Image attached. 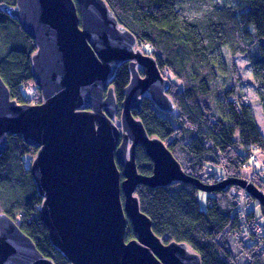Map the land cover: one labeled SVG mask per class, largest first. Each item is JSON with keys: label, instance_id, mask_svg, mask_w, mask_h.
Here are the masks:
<instances>
[{"label": "water", "instance_id": "obj_1", "mask_svg": "<svg viewBox=\"0 0 264 264\" xmlns=\"http://www.w3.org/2000/svg\"><path fill=\"white\" fill-rule=\"evenodd\" d=\"M3 10L35 43L30 70L41 99L17 102L0 76V155L8 136L19 135L36 148L29 169L42 199L39 218L67 264H201L187 243L166 242L153 232L140 210V185L183 182L207 193L233 185L264 216V191L252 181L228 177L204 183L185 173L164 142L147 133L137 117L144 97L161 112L177 111L168 94L170 80L105 0H16ZM123 63L130 78L118 104L111 82ZM139 147L152 162L151 174L137 169ZM0 264L55 263L0 212Z\"/></svg>", "mask_w": 264, "mask_h": 264}, {"label": "trees", "instance_id": "obj_2", "mask_svg": "<svg viewBox=\"0 0 264 264\" xmlns=\"http://www.w3.org/2000/svg\"><path fill=\"white\" fill-rule=\"evenodd\" d=\"M105 1L170 80L168 94L177 111L161 112L144 97L137 117L147 133L164 142L185 173L204 183L243 177L264 191L262 173L248 167L255 162V153L264 154V133L243 91L245 84L253 85L264 117V0ZM15 3L0 0V76L13 99L36 103L40 93L30 70L35 43L3 10ZM238 57L247 62V83ZM129 78L123 63L111 82L118 104ZM7 140L0 155V212L18 224L44 256L67 264L39 218L42 199L28 165L36 148L19 135ZM136 165L140 173H152L142 147L137 149ZM233 190L240 188L232 185L207 193L191 183L176 182L155 188L140 185L136 195L153 232L166 242L187 243L201 264H238L242 256L247 264H264L260 244L236 235L240 222ZM253 215L255 207L250 209L249 216ZM126 235L135 237L129 220Z\"/></svg>", "mask_w": 264, "mask_h": 264}, {"label": "built area", "instance_id": "obj_3", "mask_svg": "<svg viewBox=\"0 0 264 264\" xmlns=\"http://www.w3.org/2000/svg\"><path fill=\"white\" fill-rule=\"evenodd\" d=\"M232 193L237 199L236 213L240 222L236 228V235L252 243H259L264 252V238L262 237L264 224L260 223L254 215L249 216L250 209L253 207L252 201L248 200V194L244 189L233 190Z\"/></svg>", "mask_w": 264, "mask_h": 264}, {"label": "rangeland", "instance_id": "obj_4", "mask_svg": "<svg viewBox=\"0 0 264 264\" xmlns=\"http://www.w3.org/2000/svg\"><path fill=\"white\" fill-rule=\"evenodd\" d=\"M140 49L143 51L142 47H140ZM246 63L247 62L245 61V59L243 57H238L237 58V65L240 67V73L242 75V79L247 83V82L250 81V75H249V73L247 71ZM243 91H244V94H246V96H247V101L250 102V104L252 106L256 122H257L259 128L264 133V117H263V114H262V110H261V106H260L259 100H257L256 92H255V89H254L253 85L252 84H245L244 87H243ZM32 97H35L34 93H33ZM40 99H41V97H40ZM26 103H31V102H26ZM34 103L35 102H32L31 104H34ZM114 121H115L116 124H119L120 123V117L116 116ZM262 155L264 156V154H262ZM33 157H34V155L31 157L30 161L28 162L29 166H30V163H31V160L33 159ZM261 161L256 163V165L258 167H256L257 169H255V172L264 173V158L261 157ZM248 197H250V196L248 195ZM249 201H252V206L255 207V209H256V217H257V219H260V222L262 224H264V216H262V212H261L260 207H258V205L255 204L254 199L253 200H249ZM232 245H233V243H232ZM238 264H247V258L242 256V259L239 261Z\"/></svg>", "mask_w": 264, "mask_h": 264}, {"label": "crops", "instance_id": "obj_5", "mask_svg": "<svg viewBox=\"0 0 264 264\" xmlns=\"http://www.w3.org/2000/svg\"><path fill=\"white\" fill-rule=\"evenodd\" d=\"M255 157H256L255 162H253L252 164H249L248 167H250V166L253 167V168H254V167H255V168L258 167V166L256 165V163L259 162V161H261V157L264 158V156H263L262 154H260V153H255ZM261 162H262V161H261ZM253 165H254V166H253ZM249 173H250V169H247L246 174H249ZM261 176L264 177V173H262Z\"/></svg>", "mask_w": 264, "mask_h": 264}]
</instances>
